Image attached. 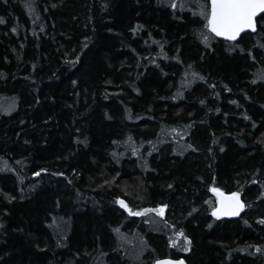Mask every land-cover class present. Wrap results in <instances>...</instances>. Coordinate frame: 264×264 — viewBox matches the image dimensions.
<instances>
[{"label": "trees", "instance_id": "16d2710c", "mask_svg": "<svg viewBox=\"0 0 264 264\" xmlns=\"http://www.w3.org/2000/svg\"><path fill=\"white\" fill-rule=\"evenodd\" d=\"M208 7L0 0V264H264V27Z\"/></svg>", "mask_w": 264, "mask_h": 264}, {"label": "snow or ice", "instance_id": "6c2138e0", "mask_svg": "<svg viewBox=\"0 0 264 264\" xmlns=\"http://www.w3.org/2000/svg\"><path fill=\"white\" fill-rule=\"evenodd\" d=\"M172 7L175 8L177 5L173 3ZM200 14L207 20L205 27L211 33H214L217 37L236 41L246 29L256 30V18L258 14H264V0H210L208 10L202 11ZM3 22V19L0 18V23ZM260 25L264 27V15H260ZM205 42L207 43V37H205ZM212 191L219 198V207L214 210V216H238L244 209L245 205L240 200L239 193L233 192L226 195L218 188H213ZM119 203L127 207L123 200ZM129 211L131 212V209ZM144 211H158L160 215H163L164 209H145ZM132 214L140 215L141 213L135 212ZM261 223H264V221H261ZM179 235L183 236V233L181 232ZM185 240H187L186 237ZM157 264H183V261L164 260L158 261Z\"/></svg>", "mask_w": 264, "mask_h": 264}, {"label": "water", "instance_id": "95a60500", "mask_svg": "<svg viewBox=\"0 0 264 264\" xmlns=\"http://www.w3.org/2000/svg\"><path fill=\"white\" fill-rule=\"evenodd\" d=\"M209 6H210V0H209ZM260 15H263V14H258V16H257V18H256V29H257V21H258V19L260 18ZM210 31V30H209ZM256 31V30H255ZM249 32H254V31H252L251 29H246L245 30V32H242L241 34H240V37L243 35V34H245V33H249ZM213 35H215L214 33H212ZM217 37V36H216ZM240 37H238V39L240 38ZM217 38H219V39H225L224 37H217ZM237 39V40H238ZM224 194H226V195H230L231 193H228V192H225V191H223V190H221ZM216 197H217V195H216ZM240 200L243 202V199L240 197ZM217 207H219V198L217 197ZM243 211V210H242ZM242 211L240 212V214L242 213ZM239 214V215H240ZM238 215V216H239ZM238 216H224V215H221V216H217V217H227V218H236V217H238ZM164 260H171V261H183V264H188L187 263V261L185 260V258H171V257H163V258H159V259H157L153 264H157V262L158 261H164Z\"/></svg>", "mask_w": 264, "mask_h": 264}, {"label": "bare ground", "instance_id": "6f19581e", "mask_svg": "<svg viewBox=\"0 0 264 264\" xmlns=\"http://www.w3.org/2000/svg\"><path fill=\"white\" fill-rule=\"evenodd\" d=\"M223 41H226V42H231V40H227V39H221ZM242 198V197H241ZM243 204L245 205L244 209L246 208V202L245 200H243ZM217 217V216H216ZM220 218V217H219Z\"/></svg>", "mask_w": 264, "mask_h": 264}]
</instances>
